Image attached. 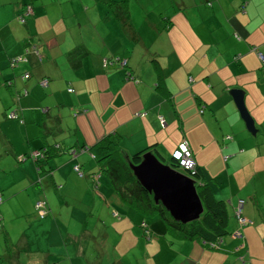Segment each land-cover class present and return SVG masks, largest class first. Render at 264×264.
I'll return each instance as SVG.
<instances>
[{"label":"crops","instance_id":"obj_1","mask_svg":"<svg viewBox=\"0 0 264 264\" xmlns=\"http://www.w3.org/2000/svg\"><path fill=\"white\" fill-rule=\"evenodd\" d=\"M195 1L196 12H179L161 18L165 21L164 27L168 33L175 25L174 18H178V41L164 39L161 45L163 51L146 48V56H151L148 61L152 65L153 76L144 78L138 73V66L133 63L134 49L133 52L126 50V53L117 49L118 52L113 53V48H109L114 57L104 65L105 58L108 57V47L104 39L109 35L121 37L122 32L127 30L126 34L135 37L136 42H141L143 47L145 42L137 29H131L129 22L123 25L119 19L108 13L102 0H93L92 3L89 0H0V44L3 42L5 50V56L0 61V89L6 90L10 97L18 98L19 106L15 110L18 117L13 119L20 118L25 125L22 131L23 143L18 148L7 135H4L5 142L13 148L15 155L26 154V150H39L43 146L39 125L46 111L50 117H57L60 122L61 130H56L46 140L50 145L59 144L64 151L42 163V174L39 175L34 161L31 163L32 161L24 160L17 165L23 177L33 183V186L43 188L42 185L45 184L54 191L61 187L59 194L62 195L72 176L71 168L78 166L84 171L85 164L92 159L83 147H89L109 135L119 138L118 150L125 159L150 145L156 146L152 153L158 158L171 157L178 145L187 141L203 177L208 151L214 154V158L228 155L222 162L229 175L234 172L232 168L237 170L239 166L244 167L245 182L236 190L230 187V199L227 202L229 206H226V229L229 233H235L239 228L235 219V208L238 199L244 200L242 217L247 224L239 229L243 238H233L229 234L217 247L210 248L202 243L173 240L167 235L160 220L144 218L137 210L126 206L111 187L110 190L103 189L98 182L100 176L104 175L97 173L99 168L92 159L95 167H88L90 179L97 175L96 183L99 186L93 195L95 203L87 202L84 207L88 217H94L97 213L99 218L78 223L77 217L76 223L77 226L80 224L78 229L82 228L84 231L82 236L94 238V241L96 236L92 232L103 231L104 238L98 243L102 252L98 255L99 262L94 264H106L108 230L113 234L114 246L111 244L110 247L115 250L114 255L119 257L118 262V257L113 255L111 264H264V62L259 58V55L264 58V0ZM204 3L211 5L203 6ZM27 5H31L33 9L32 19L21 24L27 34L32 33L36 37L40 45L38 48L32 45V40H26V32L17 24V17ZM180 5L185 8L184 3ZM69 8H72L73 17L78 21V28L86 16L89 22H109L115 34L109 32L108 36L102 35L103 45L96 49L80 42L82 56H70L78 44L72 33L76 26L68 20ZM12 24L19 29L12 27ZM152 27L153 24H149L144 30L148 36L152 35L149 31ZM12 38L16 40L13 41ZM19 39L21 45H16ZM27 43H30L27 48L35 47L38 50L42 62L38 63L35 54L30 52L29 61L18 68L16 67L19 64L12 68L11 58H20ZM86 57L92 62L91 73H88L89 69L81 61ZM113 59L127 60L128 68L123 70L124 74L121 71H112L113 68L110 67L115 68L117 63ZM79 69H86L87 74L83 73L81 76ZM112 72L116 73L113 76L117 78L107 88L108 97L103 103V97L97 94L100 89L97 80L100 73L108 75V78L113 77ZM22 73L28 75L27 80L20 77ZM127 73H131L133 78L129 79ZM43 78L49 80L50 93L44 98L41 95L37 97L31 90ZM111 80L113 79L109 81ZM68 87H72L74 92H68ZM232 89L244 92L243 101L256 129L254 135L245 129L244 122L238 117L239 112L230 95ZM64 90L65 92H60ZM81 91L88 95V107L84 110L87 111L85 117L88 131L82 136L81 145L77 136V142L73 146L69 144L66 150L65 143H62L64 138H61V142L60 137L66 129L69 132L71 128L64 126L62 109L75 105ZM72 93H76V97L70 95ZM32 100H43L41 105L45 106L38 110L21 104ZM106 103L107 111L108 104L113 109L111 115L116 121L114 126L107 124L111 119L107 116V111L102 115ZM200 109L203 110L202 113ZM155 113L158 115L153 116ZM7 114L5 110L4 119H8ZM161 114L164 117L162 122L159 121ZM150 117L152 121H149ZM155 118L160 125L154 122ZM48 125L53 126V123L48 122ZM173 135L174 140L168 143ZM21 164L24 166H20ZM62 167L64 169L57 172ZM92 168H96L97 172L91 170ZM34 172L39 180L35 183ZM39 192L42 194L43 191ZM41 194L39 195L42 197L44 194ZM57 198L59 197L46 195V205L50 212L46 215L47 219L45 217L39 222L43 229L51 226L49 218L57 221L55 215L58 212L55 207L63 206ZM96 200L100 201L102 207L96 204ZM108 210L113 211L114 216L109 224L104 220L107 219L106 215H102ZM143 222L147 223L149 237L144 235ZM68 237L72 241V250H66V254L51 256L59 262L55 257L64 255L73 264V256L79 259L78 256L84 253L75 249L78 236L66 233L62 240H67ZM238 248L242 249L238 251ZM86 264H90L88 257Z\"/></svg>","mask_w":264,"mask_h":264},{"label":"rangeland","instance_id":"obj_2","mask_svg":"<svg viewBox=\"0 0 264 264\" xmlns=\"http://www.w3.org/2000/svg\"><path fill=\"white\" fill-rule=\"evenodd\" d=\"M92 3L93 0H89ZM180 3H184L185 8L181 7ZM196 1L195 0H130L129 3V12H130V18H129V24L131 29L133 31H139L140 36L143 37V41L145 42V47L141 44V42L137 41L135 37H131L130 34H126L127 30H124L122 32L121 37H113L110 36L109 32L114 33V30L112 27H110L109 22L102 21L101 23L97 20H94V22H89L85 20L81 22V27L78 28V21L73 17V11L72 8H69V23L75 24V28L73 29V35L76 38L77 41V49L73 50V53L70 56L78 55L81 57V51H82V45H80V42H85L89 47H92L93 49L98 48L99 46L103 45L102 35H106L109 37H106L104 39V42H106V45L108 47L107 49V56L105 58L106 61H104V65H107L112 56V53L109 51V48H113L112 52H118L117 49L120 50V52H124L126 50H129V52H133L132 49H134V53L132 56L133 63L136 64L135 66H138L140 69L138 73L141 74L144 78H151L153 76L152 72V65L148 61V58L151 56H146V48H150L151 50L154 49H160L164 50V48L161 46L162 41L164 39H173L178 41V34H179V28L180 23L178 22V18H174V27L173 29L168 33L164 27L165 21L161 18H166V15H173L178 14L179 12L183 13H194L196 12ZM203 6H207V3H204ZM208 6H210L208 4ZM207 6V7H208ZM210 9V8H208ZM95 13V12H94ZM91 14H93L91 12ZM23 15V14H21ZM20 15V16H21ZM112 15V14H111ZM19 16V17H20ZM17 17V18H19ZM31 17V18H30ZM32 19V15L26 17V23L28 20L30 21ZM18 20V19H17ZM68 20L66 25H68ZM95 23V25L93 24ZM17 24L20 25L26 32V40L31 41L32 45L37 46V48L40 46L38 43V40H36V37L29 33L27 34V31L24 26H22L21 22L18 20ZM149 24H153V27L150 28L151 36L146 34V31H144L146 28L149 27ZM12 27H16V29H19L16 25L12 24ZM13 28V29H14ZM137 29V30H136ZM20 35V34H19ZM70 37V33L68 34ZM116 36V35H115ZM11 40H16V38H12ZM18 43H15L16 45H21V39H19ZM70 42V41H69ZM121 42V43H120ZM71 43V42H70ZM69 43V44H70ZM31 45V46H32ZM12 49H10L11 51ZM5 50H3V42L0 44V57L1 60L4 58ZM119 52V53H120ZM3 53V54H2ZM112 56V57H111ZM95 57V56H93ZM116 58V57H115ZM125 59H121V61H124ZM16 61V63H14ZM85 63V68L89 71L88 73H91L92 68V62L89 61V57H86L84 60H81ZM114 63L116 59H113ZM26 63V62H25ZM24 62L18 61L16 58H11V67L18 66L25 64ZM111 66V65H110ZM15 68V69H16ZM110 68H113V72L115 71H121L123 74V70L121 67L118 66L117 63H115L114 66H111ZM86 69L84 70H78L79 74L82 76L83 73L87 74ZM111 73L112 76L116 75V73ZM176 72V71H175ZM177 73V72H176ZM27 75L26 73H22L20 77H25ZM108 75H105L103 73H100V77H98L97 83L99 84V91L97 94H101V97H103V103L106 102L107 99V88L110 86V83H114L116 81V76L107 77ZM28 77H26L24 80H27ZM110 79H113L109 81ZM2 79H0V82ZM17 86L19 87V83H17ZM71 88L72 87H68ZM67 88V89H68ZM66 89V92H67ZM4 93H2V91ZM33 93L39 97L44 98L48 95L49 89H43L40 86V80L37 82L36 85L33 86L31 89ZM62 90V89H61ZM73 90V89H72ZM76 90V89H75ZM27 91V90H26ZM24 92V90H23ZM61 93L65 92L60 91ZM74 92V90H73ZM15 93V92H14ZM68 93V92H67ZM2 94H5L4 96ZM16 95V94H14ZM58 95V94H56ZM69 95V94H67ZM72 96L76 97V93L70 94ZM87 93L85 91H81L79 98L77 99V102L75 105H72L70 107L62 109L63 112V119H64V126L65 128L68 126V128H71V131L65 130L63 135L60 137V141L62 142L61 138L63 139L62 143H65L66 147L65 149L69 147V144L74 145L75 142H77L76 137L78 136V142L79 145L82 144L83 138L82 136L86 134L88 131L87 127V120L85 117V114L87 111H84L87 102ZM18 98L15 96L10 97L8 95V92L4 89H0V264H70L69 261H67L65 256H56L55 258L59 259V262H57L56 259L53 258L51 255H56L58 253L60 254H66V250H72V241L70 240V237H68L67 240H62L63 237L66 236V233L75 234L77 235V241L75 242L76 246L75 249L84 253L83 255H79L78 258H75L73 256V264H86L87 257L90 260V264H94V262H99L98 255L100 251L102 252V247L98 245L100 243L99 240L102 241L104 238L103 231L101 230L99 233L97 231L92 232L93 236H96L97 243L93 240L94 238H88L85 236H82L83 230L80 228L78 229L80 224L77 226L78 223H83L84 221H89L91 218L96 219L99 215L96 213L94 214V217H88L87 212L85 211V205L87 202L95 203L94 194H96V188L99 186L98 183H100L103 186V189L110 190V184L108 182V179L104 176H100V182L96 183V177L92 176V179H90L91 175H89L88 167L92 165L95 167L94 161L91 159L87 161L85 164L86 169L81 172L83 173L82 177H79L78 174L74 171V167L71 168V178L68 182L67 186L65 187L63 194L60 195V188L57 189V191H54L53 188H51L49 185L43 184V188L40 186L35 187L33 186V183H29L27 179L23 177L20 170L18 169L20 161H32L33 163L34 158H32L30 155L32 152L35 151H27L26 154L22 155H15L13 148H10L4 139V135H7L8 138L12 141V144H15L18 148L20 144H22V131L25 127L23 121L18 119H4L3 113L6 110L8 112L7 115L11 114V112H15V110L18 108ZM60 99H63L60 97ZM43 102V100L41 101ZM40 101H30V102H23L21 104H25L26 107L32 108L35 107L38 110L43 109L45 105H41ZM113 105V104H112ZM114 106V105H113ZM108 111H107V103L105 107H103L102 115L107 111V116L111 118L107 124L114 126L116 125V121L113 120V116L111 115V109L110 105L108 104ZM58 110V109H57ZM238 113V112H237ZM150 114V113H149ZM147 114V115H149ZM158 113L153 116H157ZM161 114L160 117L164 119V117ZM238 117L240 119L239 113ZM154 122L159 124L157 119L155 118ZM241 120V119H240ZM149 121L151 120V117L149 118ZM243 123V122H242ZM160 125V124H159ZM244 125V123H243ZM245 127V125H244ZM150 128V127H149ZM246 129V128H245ZM176 130H178L176 126ZM179 131V130H178ZM75 132L77 135H75ZM71 134V135H70ZM227 139V138H226ZM174 140V135L171 139L168 140V143H171ZM206 140V139H205ZM68 152V151H67ZM72 152V151H71ZM211 151H208L207 159H206V167H205V180L204 183H206L211 189L214 197L217 200H223L226 202V206H229L227 203L230 199V187H232L233 190H236L239 186H241L245 182L244 178V167L239 166L237 170L235 168H232L234 172L229 175L227 173L226 169L224 168V159L228 157V155H223V157L219 156V158H214V154L210 153ZM70 154V150L68 152ZM18 154V153H17ZM26 155V158L23 156ZM29 155V156H28ZM88 155V154H87ZM71 156V155H70ZM89 156V155H88ZM171 156V155H170ZM163 164L167 165L170 162V157L163 156V161L159 159ZM53 162V161H52ZM88 165V166H87ZM20 166H24V164H21ZM65 167V166H64ZM64 167L57 170V172L64 169ZM56 167H53V169ZM73 169V170H72ZM91 170H94V172H97L96 168H92ZM69 173V174H70ZM98 173V172H97ZM36 172H34V178L36 177ZM69 178V175H68ZM39 181L36 177L34 179V183ZM198 184V183H197ZM231 184V185H230ZM42 190V195L39 191ZM232 190V192H233ZM85 191H88L85 193ZM110 192V191H109ZM57 193V194H56ZM41 194L42 197L39 195ZM46 195L47 196H53V197H59L57 198L63 203V206L55 207V211L58 212L57 215V221L50 220L52 222L51 226L42 228L41 224L39 223L42 221V219L39 217L35 203L38 200H43L45 203L46 201ZM96 204L100 205L102 207V204L99 200H96ZM97 206V207H100ZM50 212V211H49ZM48 212V213H49ZM52 212V210H51ZM102 215H106L107 219L104 220L111 223V221L114 219L113 211H105ZM77 217H79V222L76 223ZM99 218V217H98ZM47 219V217H46ZM45 219V220H46ZM63 236V237H62ZM107 237V243H106V264H111V262L114 260L113 255L115 254V250L110 245H113V234L111 231L106 232ZM114 246V245H113ZM69 248V249H67ZM104 248V247H103ZM245 256V254L243 253ZM115 257H118V255H114ZM242 258L243 256L240 255ZM242 258H240L242 260ZM119 262V257L116 259ZM114 263V262H113ZM112 263V264H113ZM105 264V263H104ZM156 264V263H155Z\"/></svg>","mask_w":264,"mask_h":264},{"label":"trees","instance_id":"obj_3","mask_svg":"<svg viewBox=\"0 0 264 264\" xmlns=\"http://www.w3.org/2000/svg\"><path fill=\"white\" fill-rule=\"evenodd\" d=\"M102 2L105 4L108 13L119 19L123 25H126L129 22L130 0H102ZM208 4L211 5V3ZM22 14L23 15L21 16H24V11L22 12ZM29 44L30 43L26 44V46L24 47V54L18 59H22L21 62H27L29 61L28 56L30 52H33L36 56L37 62L41 63L42 58L40 57L38 50L35 47H33V49L27 48ZM124 61H126L124 65L122 64L123 61L121 60L116 62L123 69H127V60ZM26 77H28V75H25V77H22V79L24 80ZM127 77L129 79L133 78L131 73H127ZM44 80L47 81L49 86V80L47 78L41 79L40 83ZM202 112L203 110L200 109V113ZM11 114H14L15 118L18 117L15 112H11ZM11 114L7 115L6 117L8 119H13L10 118ZM42 120V123L39 125V133L43 140V146L41 149L37 150L40 153V156L34 159L35 166L38 170L39 175L42 174L40 171L44 167L42 163L47 162L49 159L60 155L64 151V149L59 144L56 143L50 145L46 140L47 137L54 135V132L56 130H61L59 119L57 117H50L48 112L46 111ZM48 122L53 123V126H49ZM227 139H229V137H227ZM83 148L87 150L91 158L95 161L97 167L99 168L98 173L106 176L114 194L118 196L126 206L137 210L144 218H156L160 220L166 228L167 235L170 236L173 240L202 243L204 246L212 248L217 247L219 242H221V240L225 236L229 234L230 236L233 235V233H229V231L226 229L228 220L226 212V202L223 200H217L214 197L211 188L206 183H204V177L196 162L195 168L193 169V171H190L189 174L193 173V177L191 179L195 181L196 192L202 202L204 211L198 220L188 224H182L180 222L174 221L160 203L154 202L153 195L148 193L139 184L131 170L130 164H140L143 154H145L146 152H152V150L154 151L156 149L155 145H150L143 150L135 152L128 159H125L120 155L118 150L119 138L116 135L106 136L95 144ZM24 158H26V155H24ZM159 159L163 161L162 158L159 157ZM167 165H170L175 171L180 172L187 177L189 176L179 168L178 162H176L172 158V155L170 157V162ZM239 200H242L244 202L243 199H238V201ZM45 207L48 214V207L46 203ZM46 215L42 219H44ZM236 222L239 227L238 231L247 224L245 223L243 226H241L239 225L237 219ZM146 225L147 223L143 222L142 228L145 231L144 235L146 237H149L150 233ZM146 231H148V234L146 233ZM241 238H243V236Z\"/></svg>","mask_w":264,"mask_h":264},{"label":"water","instance_id":"obj_4","mask_svg":"<svg viewBox=\"0 0 264 264\" xmlns=\"http://www.w3.org/2000/svg\"><path fill=\"white\" fill-rule=\"evenodd\" d=\"M230 95L247 131L254 135L256 129L243 101L244 92L232 89ZM130 167L139 184L153 195L154 202L160 203L174 221L188 224L200 218L204 208L193 179L163 164L152 152L143 154L140 164H130Z\"/></svg>","mask_w":264,"mask_h":264},{"label":"built area","instance_id":"obj_5","mask_svg":"<svg viewBox=\"0 0 264 264\" xmlns=\"http://www.w3.org/2000/svg\"><path fill=\"white\" fill-rule=\"evenodd\" d=\"M33 15V9L31 6H26L24 8V16L19 17V21L21 23H25V17L31 16ZM259 58L262 62H264V58L259 55ZM40 60V58H39ZM18 61H22V59H18ZM14 63H16V61H14ZM126 63V61H123V65ZM42 88H47L48 83L46 80L42 81L40 83ZM69 92H73L72 89H69ZM10 118H15L14 114L10 115ZM159 120L162 122V118L159 117ZM73 155L75 154L74 151L72 153ZM32 158L36 159L40 156V153L38 151L32 152L30 155ZM172 158L178 162L179 168L184 171L186 174H188L189 178L193 177V173L189 174L190 171H193V169L195 168V161L193 159L192 153L188 147V143L186 141H182L181 144H179L178 149H176L173 154H172ZM74 171L78 174L79 177L83 176V173L81 172L80 168L78 166L74 167ZM0 200H1V195H0ZM243 205L244 202L242 200H239L237 202L236 208H235V216L236 219L239 223V225L243 226L245 223H247L246 219H244L243 217H241V212L243 209ZM35 207L37 210V213L39 215V217L42 219L46 214H47V210L45 207V202L43 200H40L38 202L35 203ZM146 233L148 234V231H146ZM233 238H241V233L240 231H236L235 233H233L232 235ZM243 248V247H242ZM242 248H238L237 250H241Z\"/></svg>","mask_w":264,"mask_h":264}]
</instances>
